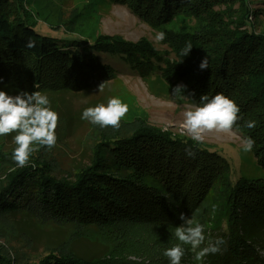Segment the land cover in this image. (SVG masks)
I'll return each mask as SVG.
<instances>
[{"label":"trees","instance_id":"trees-1","mask_svg":"<svg viewBox=\"0 0 264 264\" xmlns=\"http://www.w3.org/2000/svg\"><path fill=\"white\" fill-rule=\"evenodd\" d=\"M102 1L129 7L150 26L160 27L183 12L197 27L191 32L162 30L167 49L163 55L145 40L128 43L108 36L60 44L36 32L25 20V0H0V88L14 86L29 94L35 90L80 93L118 80L113 63L123 62L141 78L154 75L172 87L184 85L183 99L188 104H199L201 95L222 93L240 108L241 119L234 131L254 139L250 152L262 175L232 182L225 159L207 145L136 118L120 123L118 129L100 127L92 140L88 164L63 176L51 175L52 166L44 158L29 159L26 167L12 162L0 175V218L27 211L39 224L91 227L112 241L109 228L127 231V240L135 241L134 224L142 225L151 233L150 246L159 252L157 261L169 264L163 251L177 243L172 233L182 223L179 214L190 217L208 204L205 198L210 186L225 171L223 192L232 210L220 219L222 229L216 237L225 244L201 264H264V239L258 231L264 224V36L250 29L247 0ZM236 2L244 8V16L232 29L200 16L211 6ZM29 37L36 41L33 48L25 46ZM188 44L192 48L182 57ZM205 56L209 67L201 70L199 64ZM245 121H255V127H244ZM186 148L195 152V158L185 155ZM206 217L197 220L204 222ZM205 235L208 237L206 230ZM55 246L35 264H142L126 260L136 254L126 253L125 244L90 258L79 256L70 247ZM185 248V254L191 253ZM12 258L0 246V264H10ZM150 259L148 264H157Z\"/></svg>","mask_w":264,"mask_h":264},{"label":"rangeland","instance_id":"rangeland-1","mask_svg":"<svg viewBox=\"0 0 264 264\" xmlns=\"http://www.w3.org/2000/svg\"><path fill=\"white\" fill-rule=\"evenodd\" d=\"M262 4H264L262 0H247V12L250 14L247 22L254 34L264 36ZM243 9L238 2L230 6H211L210 10L201 12L200 16L210 18L211 23L219 20L220 23L228 24L232 29L234 24L237 25L240 22L239 19L244 16ZM22 12L25 20L34 26L36 32L52 37L59 43L61 41L60 44H66L70 40L81 41L91 37L108 36L128 43L145 40L162 55L167 53V49L163 43L164 40L154 39L157 32L162 30L191 32L197 27L196 21H191L183 12H178L169 22L160 27L150 26L132 13L129 7L109 5L102 0H25ZM109 60L112 61L111 58ZM113 65L118 69V80L104 85L102 92H99L97 87L80 93H45L50 100L51 108L59 116L58 126L55 129L57 141L54 148L49 150L46 147H40L39 151L33 152L29 159H46V162L52 166L51 175L63 176L74 168L88 164L92 140L101 129L99 125L93 127V124L82 120L81 114L87 107H93L99 103L106 104L109 97H118L128 106V112L122 117L121 124L125 125L136 118H142L149 125L160 130L192 139L186 134L182 125V112L188 103L183 98L172 95L175 87L154 75L141 78L123 62H115ZM0 91L15 96L26 90L12 86L0 88ZM102 129L108 130L109 127ZM13 135L15 133L0 136V163L3 164L0 167V175L14 162L11 156L12 149L15 147L12 144ZM238 137H242L240 133L233 135L210 132L204 134V140L200 144L207 145L206 147L211 151L225 159L230 168L229 175L232 182L240 177L246 180L256 179L262 175V171L251 152H244L240 147ZM33 147L37 146L33 145ZM203 164L209 165V162L203 161ZM226 182L225 171H223L207 192L205 202L209 200L208 204L203 205L195 213L196 218L202 215L208 216L205 218L207 221L201 223L205 225L206 234L211 239H216L220 234L222 229L220 219L225 218V212L231 209L226 205L223 192ZM210 197L213 198L210 200ZM212 205L215 206L214 212ZM134 226L135 241L127 240L126 236L130 233L122 232L116 227L109 228L108 235L114 238L112 241L102 237L91 227H58L52 224H39L27 211H19L0 218V246L11 253L13 258L10 264H35L55 245L63 246L65 249L70 247L79 256L90 258L99 257L105 252L114 250L119 244H125L126 253L136 254L126 256V260L130 262L148 264L152 260L150 257H153V261L157 264H164L165 261H157L155 255L159 252L156 247L149 244L150 231L141 227L142 225L134 224ZM258 231L264 239V224ZM257 239L260 241L259 238ZM261 254L264 257V252ZM208 256L209 259L210 255ZM181 264H198V262L193 259L192 253H187L182 258Z\"/></svg>","mask_w":264,"mask_h":264},{"label":"clouds","instance_id":"clouds-1","mask_svg":"<svg viewBox=\"0 0 264 264\" xmlns=\"http://www.w3.org/2000/svg\"><path fill=\"white\" fill-rule=\"evenodd\" d=\"M154 39L162 41L165 39L164 32H157ZM36 41L29 37L25 46L35 47ZM191 44L186 45L181 55H188ZM207 56L201 59L199 68H208ZM38 87V86H34ZM184 85H177L172 90L173 96L186 98L183 93ZM104 90V82L98 86V91ZM128 112L127 104L118 97H109L107 103H99L93 107L83 109L81 119L90 124L100 127H112L118 129L122 117ZM238 105L222 93L212 97L207 94L201 95L200 103L186 104L182 112L183 129L196 142H203L204 134L210 132L232 133L237 121L241 119ZM59 116L50 106V100L46 94L35 90L30 94L21 91L15 96L0 91V136H8L13 133L12 159L18 167L29 165V158L40 147L52 149L56 145L57 137L55 129L58 126ZM244 127L253 129L255 121H245ZM240 147L244 152H250L255 144L250 136L238 137ZM36 145L37 147H33ZM185 155L195 158V152L185 149ZM34 167V165H32ZM199 211V210H197ZM215 206H213V212ZM182 223L174 228L172 233L177 243L164 249L163 255L168 259L169 264H181L186 248L193 254V259L201 264L204 258L210 254H217L225 244L222 238L211 239L205 235V225L197 220L196 215L186 217L184 213L179 214ZM11 254V253H10Z\"/></svg>","mask_w":264,"mask_h":264}]
</instances>
